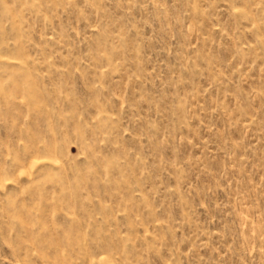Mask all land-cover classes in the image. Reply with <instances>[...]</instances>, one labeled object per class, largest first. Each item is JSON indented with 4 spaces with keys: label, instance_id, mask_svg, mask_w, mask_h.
<instances>
[{
    "label": "rangeland",
    "instance_id": "rangeland-1",
    "mask_svg": "<svg viewBox=\"0 0 264 264\" xmlns=\"http://www.w3.org/2000/svg\"><path fill=\"white\" fill-rule=\"evenodd\" d=\"M0 264H264V0H0Z\"/></svg>",
    "mask_w": 264,
    "mask_h": 264
}]
</instances>
